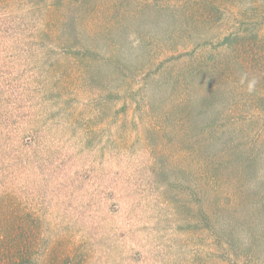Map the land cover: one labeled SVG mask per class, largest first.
Wrapping results in <instances>:
<instances>
[{
  "label": "rangeland",
  "instance_id": "rangeland-1",
  "mask_svg": "<svg viewBox=\"0 0 264 264\" xmlns=\"http://www.w3.org/2000/svg\"><path fill=\"white\" fill-rule=\"evenodd\" d=\"M206 1L0 0V264H264V0Z\"/></svg>",
  "mask_w": 264,
  "mask_h": 264
},
{
  "label": "trees",
  "instance_id": "trees-1",
  "mask_svg": "<svg viewBox=\"0 0 264 264\" xmlns=\"http://www.w3.org/2000/svg\"><path fill=\"white\" fill-rule=\"evenodd\" d=\"M202 1L205 4L208 2L206 0H202ZM210 4H212V3L210 2ZM242 36L243 35H241V32L239 30L238 31L237 30H231V31L223 34L222 38L218 40V45L227 47V46L231 45L234 40H236V42L241 40ZM263 112H264V110H263ZM211 137H212V135L210 134L209 138H211ZM209 140H212V139H209ZM248 163H249L248 161L246 163H241V168L243 171H245L246 167L248 166Z\"/></svg>",
  "mask_w": 264,
  "mask_h": 264
},
{
  "label": "clouds",
  "instance_id": "clouds-1",
  "mask_svg": "<svg viewBox=\"0 0 264 264\" xmlns=\"http://www.w3.org/2000/svg\"><path fill=\"white\" fill-rule=\"evenodd\" d=\"M241 83H242V84L244 83V78H242ZM256 83H257V81H256L255 79H252V80H250V81L248 82V84H247V91H248L249 93H251L252 91L255 90Z\"/></svg>",
  "mask_w": 264,
  "mask_h": 264
}]
</instances>
